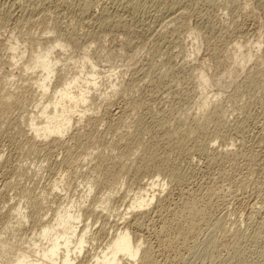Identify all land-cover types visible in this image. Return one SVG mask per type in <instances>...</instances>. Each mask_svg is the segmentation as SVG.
<instances>
[{
	"label": "rangeland",
	"instance_id": "obj_1",
	"mask_svg": "<svg viewBox=\"0 0 264 264\" xmlns=\"http://www.w3.org/2000/svg\"><path fill=\"white\" fill-rule=\"evenodd\" d=\"M30 37L64 44L53 50L60 61L49 96L60 76L75 73L86 46L100 71L90 110L74 115L57 146L35 144L28 126L40 100L35 75L21 68ZM15 39L22 56L9 49ZM111 81L119 84L105 96ZM206 91L215 102L200 109ZM0 93L21 101L10 99L0 113V228L14 221L12 206L27 216L1 242L15 247L33 229L36 237L71 199L91 211L109 194L107 210L86 213L81 259L90 257L123 225L129 198L161 176L164 188L141 226H129L144 232L151 264H264V0H0Z\"/></svg>",
	"mask_w": 264,
	"mask_h": 264
},
{
	"label": "bare ground",
	"instance_id": "obj_2",
	"mask_svg": "<svg viewBox=\"0 0 264 264\" xmlns=\"http://www.w3.org/2000/svg\"><path fill=\"white\" fill-rule=\"evenodd\" d=\"M16 41L17 40L15 39L14 40L15 44H11V42L9 41V49L12 52L15 51L17 54L19 46H17ZM30 43H31L30 45H32L33 48L31 47L30 50L31 53L28 54H31L29 61H31L32 64L29 63V61H25V62L23 61V63H21L22 64L21 68L24 74L25 72L27 73L28 71H31V74L35 75V77H32L33 83L32 82L31 83L35 84V87L39 89L38 94L40 96V100L35 105L36 110L30 112L29 115L27 116L29 130L32 132L31 133L33 136L32 139L35 142V144L36 141L41 139L42 141L45 140V142L42 143L43 145L52 144L57 146L62 144L63 142L62 138L72 128L71 126L74 115L78 113L79 119H81L83 116L85 117L86 112L90 110L89 109L90 107H87V102L91 98L89 94L90 91L93 89L98 90V86L100 84L99 81L100 71L98 70L96 63L94 64V62L90 59L87 53V49H88L87 47L89 46H86V48L83 50L84 52L82 51L83 55L79 58V60H75L74 62V64L75 63L77 64L76 66L77 70L75 71V73L69 77H67L66 75L62 77L59 74L61 81L60 82L58 81L59 85L57 87L55 86V90L49 96L48 92L50 89V84L52 78L54 77V75H56L55 68L60 61L58 57L54 56L53 50L56 49L57 47L63 49L64 44L62 43V39L58 37H54V38L30 37ZM24 53H25L24 50L21 52L18 51L19 56H22V54ZM19 56H17V58ZM12 57L15 58V56ZM26 77H28V75H26ZM199 78L201 81L202 88H205V85L209 84V78H206V76L202 72H200ZM30 79L27 80L29 81ZM85 84L87 86H85ZM118 84L119 82L117 83L111 81L110 82L111 91L109 92L105 91L103 95L108 96L110 93H112L115 90ZM206 92H204V96L202 95L203 98L201 103L199 104L198 102L200 109H206L208 108L209 105L210 106L212 105V102H215V100L213 101V96H215V94L209 96L207 95L208 92L207 93ZM10 99H12V101L17 100L21 102L18 99V97L13 98L11 94L2 95L0 93V113L2 112V110L4 109L7 110L9 108ZM214 108L216 109L215 105ZM215 109H213L212 107V111L213 110L215 111ZM222 111L223 110L221 109V112ZM128 151L131 154L133 152V151L131 152L129 149ZM136 151H139V148L134 152ZM130 153L126 151V154H130ZM120 154L121 153H119V155ZM141 154H143V152ZM133 155L134 154H132L131 156ZM1 156L2 155H0V159L2 160ZM102 156H97V157H102ZM144 156L150 157L151 154L144 152ZM66 159L67 161L72 160L71 154H67ZM142 166H145L144 168H147V165H142ZM141 167H139L138 169H140ZM156 177L157 180L153 179L149 181L150 183L146 184L149 188H141L139 191L133 194L134 195L133 197L129 198V201L124 209V213L120 214L121 215L120 220L122 221L118 222L116 220L118 222V225L119 223H122L123 225L119 228L116 223V226L118 227L116 234L112 236L110 241H108L105 247L102 248L100 251L98 252L95 251L92 254H89L90 257L88 256L86 257L87 255L86 253L84 257L85 259L84 258L81 259V256L83 257L84 253L86 252V246L89 243V239H90L89 226H91V224L90 222L86 221V218L88 219V216L86 217V213H90V215H96L98 214V213L95 214L97 208H101V210H107V206H106L107 201L111 199L108 198L110 196L109 194H106L104 197L99 198L97 200L98 204L93 205L95 209L92 208L91 211H87L85 209L86 205L84 207V199L83 201L81 200L73 201L71 199V202L66 204L65 203L61 204V208H59V210L55 212V218H53V221L52 219L50 220L46 219L45 221L42 222L41 228L36 233V237H34L36 230L32 228L33 230L31 231L30 234L31 236L29 237L25 233L24 237L19 238L17 240L20 241L18 242L20 244H16L17 243L16 242L15 247L9 246V242H5V241L1 242L0 239V244H2V246H0V264H151L153 263L154 261L153 252H152L153 250L151 249L150 244H148V241L145 239L143 235L144 232L141 234L139 233L140 235L138 236V234L136 235V231L134 234L130 230L131 227L129 228V226L131 222L136 224V226H141L140 225L141 223L138 221L139 217L141 215L146 214V212H148L145 209H147L150 206L153 200L158 199L159 195L155 194V192L159 193L160 191L163 190L164 182L162 183L158 181L161 176H156ZM114 181H116V179ZM110 184L112 183L111 182L109 183V187L111 186L112 188L113 184L112 185ZM4 185L6 187L7 184L5 183ZM56 185L57 186H55V188H59V185L58 184ZM155 186H158L159 188L155 190L154 189ZM87 189L90 192L92 189V184L88 183ZM84 196L86 197L87 195ZM11 210L14 212L13 215L14 221L11 220L10 222L7 220V224L0 228V238L6 232L7 227H9V225L12 226L13 223H15L16 230L18 232H21L23 227L21 224L22 220H25V222H27L26 212L24 211V207L21 204L12 206ZM187 211H188V215H190V219L195 218L199 214L198 210L194 205L188 206ZM131 214L133 215L132 220H130ZM183 217L186 218L188 216H185L183 214L179 218L182 219ZM165 224L166 223H163V225L161 226L162 234L165 228L168 226L167 225L165 227ZM24 243L25 246L23 245Z\"/></svg>",
	"mask_w": 264,
	"mask_h": 264
}]
</instances>
